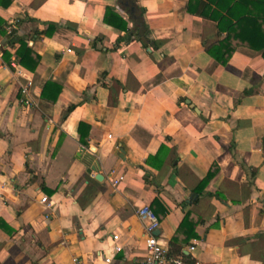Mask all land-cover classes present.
<instances>
[{"label": "crops", "instance_id": "crops-1", "mask_svg": "<svg viewBox=\"0 0 264 264\" xmlns=\"http://www.w3.org/2000/svg\"><path fill=\"white\" fill-rule=\"evenodd\" d=\"M186 2L139 0L157 51L138 38L111 50L124 34L103 18L117 0L0 7L18 39L3 50L10 60L27 47L40 56L34 72L18 64L40 94L25 107L24 81L0 51V264H143V206L166 211L157 236L166 248L191 213L196 237L182 251L194 264H264V60L239 47L226 66L215 62L206 49L221 38L216 24ZM46 82L61 87L55 104L41 100ZM162 144L167 153L147 161ZM113 244L122 251L106 263Z\"/></svg>", "mask_w": 264, "mask_h": 264}, {"label": "trees", "instance_id": "trees-1", "mask_svg": "<svg viewBox=\"0 0 264 264\" xmlns=\"http://www.w3.org/2000/svg\"><path fill=\"white\" fill-rule=\"evenodd\" d=\"M124 2L128 3V7L131 11L129 13L130 17L128 18L129 22L132 24L130 29H128V22L115 11L113 6H108L106 8L103 18L105 26L109 27L116 33L124 34L117 38L111 50L113 51L120 48L122 42L125 45L129 44L133 40L132 35L134 33H136L138 36L137 38L142 42L145 49H151L152 51L159 50L161 44H158L152 37V32L144 20V11L137 5V0H124ZM9 4L10 0L0 1V7H6ZM119 4L124 3L120 0ZM122 11L125 13L129 10L123 9ZM185 11L190 15L210 20L216 24L221 38L217 43L208 47L206 53L221 66H226L228 64L236 49L239 47H246L260 52L261 57L264 60V0H187ZM54 28V24L49 25L48 33H44L50 35ZM0 34L6 39V44L13 45L18 40L15 36L10 37L6 34L4 24L1 20ZM2 58L6 63H9L10 56L7 52H2ZM39 63L40 56L29 47H27L23 55L17 59V64L31 72L36 70ZM60 92L61 87L58 84L54 82H46L41 92V100L50 104H55L58 101ZM88 130L89 126L87 124H78V133L80 135L79 142L83 146L86 145ZM167 151L168 147L165 144H162L156 155L149 157L147 161L157 160L161 154L164 156ZM160 161L162 162V160ZM212 175V173L207 174L192 193L195 195H201L206 189ZM145 180L147 181V178ZM214 196L221 201L227 200L219 192H216ZM154 205H158L157 201L152 204V207ZM153 213L159 221L166 215V211L162 208L160 209V213ZM184 216L185 217L176 232V237H174L168 246V254L171 258H180L183 264H194L192 259L184 255L182 249L189 240L196 237L193 228L197 222H194L191 229L187 230L190 224V216L192 215L191 213L186 212ZM2 227L3 223L0 221V228ZM6 231L10 235L12 234L11 230L6 229ZM179 235H182L184 238L179 240Z\"/></svg>", "mask_w": 264, "mask_h": 264}, {"label": "built area", "instance_id": "built-area-1", "mask_svg": "<svg viewBox=\"0 0 264 264\" xmlns=\"http://www.w3.org/2000/svg\"><path fill=\"white\" fill-rule=\"evenodd\" d=\"M5 32L8 36L12 37L14 35L13 26L4 25ZM11 45L0 42V51H7ZM70 52V50H68ZM10 68L15 70V73L23 79V84L20 86L19 91V100L20 103L25 107H31L34 104L35 98L39 97V92L34 88L33 80L31 77L25 73L21 68L18 67V64L15 59H11L8 63ZM111 138V136H109ZM122 181V177H118L112 181L113 186H118ZM41 203L44 204L47 208L51 206L50 201L47 197L41 198ZM136 216L143 228V238L145 242V259L143 264H183L180 258H171L168 254V248L162 246L157 237L153 234L154 231L159 230L160 221L153 213L149 206H143L139 208L136 212ZM49 215L46 214L45 219H48ZM113 241H117L118 237L114 236ZM196 241H193V245L190 246L187 251L191 252L194 250V245ZM122 251V247L117 244H113L110 251L109 257L105 259L106 263H109L114 254H117ZM71 264H82V260L79 257H74L71 260Z\"/></svg>", "mask_w": 264, "mask_h": 264}, {"label": "flooded vegetation", "instance_id": "flooded-vegetation-1", "mask_svg": "<svg viewBox=\"0 0 264 264\" xmlns=\"http://www.w3.org/2000/svg\"><path fill=\"white\" fill-rule=\"evenodd\" d=\"M119 1L120 0H117V4L119 5V7L123 10H125V9H128L129 11L128 12H125L124 14H126L127 15V17L129 18L130 17V15H129V13L131 12L130 11V9H129V5H128V3H126V2H124V0H121V1H123V3L124 4H119ZM137 5L139 6V8H141V9H143V11H144V13L143 14H145V9L142 7V6H140L139 5V0H137ZM132 9V8H131ZM138 36L136 35V33H134L133 35H132V38L134 39V38H137Z\"/></svg>", "mask_w": 264, "mask_h": 264}, {"label": "water", "instance_id": "water-1", "mask_svg": "<svg viewBox=\"0 0 264 264\" xmlns=\"http://www.w3.org/2000/svg\"><path fill=\"white\" fill-rule=\"evenodd\" d=\"M132 10V9H131ZM115 11L117 12V13H123V11L119 8V6H118V4H117V6L115 7ZM146 23V22H145ZM132 27V24L130 23V26H128V29H130ZM138 41H140L139 39H138ZM141 42V41H140ZM142 43V42H141ZM187 103H189V102H187ZM190 105V104H189ZM93 170V169H92ZM92 170H89L88 171V173H91V171ZM95 179L96 180H101V178H100V176H96L95 177ZM153 234L157 237L158 235H159V230H156V231H154L153 232Z\"/></svg>", "mask_w": 264, "mask_h": 264}]
</instances>
